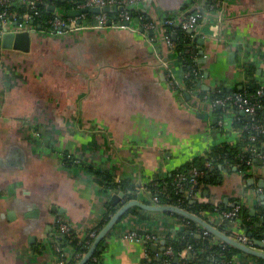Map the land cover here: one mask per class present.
I'll use <instances>...</instances> for the list:
<instances>
[{"label":"crops","instance_id":"1","mask_svg":"<svg viewBox=\"0 0 264 264\" xmlns=\"http://www.w3.org/2000/svg\"><path fill=\"white\" fill-rule=\"evenodd\" d=\"M144 5L139 9L158 23L157 41L140 31L137 17L128 27L61 35L34 25L27 51L5 48L0 39V264H59L53 245L59 222L81 237L96 226L104 202L121 190L105 192L85 165L133 186L131 196L109 202L116 210L131 198L148 200L150 182L170 176L211 146L240 138L233 120L249 119L236 110L216 114L202 95L240 90L251 80L264 86V0H222L213 11L206 0ZM189 13L200 15L195 28L185 30L199 75L195 87L185 89L184 70L176 50L165 43L160 19L172 16L179 26ZM12 28L13 22L7 30ZM170 73L181 88L170 84ZM66 154L77 164L66 165ZM206 181L191 201L210 202L218 210L202 218L238 236L243 228L224 213L242 206L258 231L264 221V164L242 172L224 160ZM130 209L144 218L121 216L104 237L100 264H144L146 243L123 238L127 230L164 236L185 228L171 213ZM195 224L198 237L203 229ZM247 237L251 244L260 240L252 230ZM162 246L151 243L155 255ZM231 264L260 262L240 251Z\"/></svg>","mask_w":264,"mask_h":264},{"label":"trees","instance_id":"2","mask_svg":"<svg viewBox=\"0 0 264 264\" xmlns=\"http://www.w3.org/2000/svg\"><path fill=\"white\" fill-rule=\"evenodd\" d=\"M211 3V0H206V7ZM53 4L57 10H62L66 12L67 10L74 7V2L70 0H42L40 4L36 7L39 11L38 16L33 17V24L39 25L41 29H48L49 18L52 17L55 11H47L46 5ZM1 10V7H0ZM15 12V20L20 22L22 20V13L26 9L22 7H13L11 8ZM129 15L131 18L138 17L141 14L139 10L134 8L128 9ZM118 10L112 12H106L108 20H117L118 19ZM92 13L86 12L87 16H90ZM64 16H67L64 13ZM166 33L169 36H172L175 33V38L172 39L174 45L173 48L178 54L179 63L184 70L183 77V87L185 89H191L195 87L197 79L195 78L192 69L196 68V64L193 61L189 51L188 43L190 40V35L187 32L180 28L178 25L166 26ZM152 35V31L149 32ZM259 87L253 80L249 81L248 85L245 88L240 90H226L221 89L220 91H214L208 96L210 98L214 97H223L229 93L235 92H245L250 96L251 102L257 103L254 119L243 120L238 115L233 120V127L241 128L240 138L233 144L227 142L219 143L211 146V148L201 156H195L186 163L180 165L174 169L170 176H166L160 180H153L147 185V190L156 194L159 198L161 204H173L179 207L185 208L188 211L197 214L200 217H203L206 212L218 210L210 202H203L194 200L191 201V195H195L204 185L207 175H214V172L217 169V164L222 163L224 160L229 161L230 163L237 166V169L246 172L251 169L253 166H261L264 164V155L261 152L264 149V133L252 127V124H261L264 127V96L257 94V88ZM225 108H214L216 114H221ZM235 112L239 110L235 109ZM250 136L254 137V140L250 139ZM251 148H256L259 156L252 152ZM65 164H77L72 162L69 158H65ZM250 161V162H247ZM210 162V166H207L205 163ZM85 170L91 173L94 177L95 182L103 188L105 192L121 190L125 193L133 190L132 185L128 183L127 180L113 181L111 176L105 172L93 168L92 166L85 165ZM191 168H195L198 171V175L194 176L195 182H191L190 179L193 177L192 173L189 172ZM184 174L186 178L180 182V186H177V175ZM212 177V176H211ZM131 196L130 193H128ZM105 213L101 220L94 227L97 231L102 228V226L108 221L110 216L115 212V208L110 206L109 202H105ZM133 214L141 218L144 216L137 212L136 210H128L124 215ZM123 215V216H124ZM179 219L184 220L185 228L176 232V233H167L165 235L163 249L161 250L162 256L157 255V258L169 260L174 263V261H182L185 264H231L232 257L235 253L240 252V250L229 246L223 242H214L213 236L211 234H203V230L200 233V237H195L197 232V225L182 217L178 214H172ZM122 216V217H123ZM121 217V218H122ZM236 217V218H235ZM235 221L240 224L243 228L244 234L247 236L250 230L261 239L264 238V221L261 227L257 232L254 231V226L252 222L247 218L245 207L239 206V211L237 216H235ZM59 226V224H58ZM57 226V229H58ZM81 237L76 234L74 231L68 236H60L57 233L53 241L55 254L60 258L64 259L65 264H76V262L81 258V256L87 251L88 246L93 241V237L89 236V232ZM229 235H234V233L226 232ZM235 236V235H234ZM249 240L252 241V237H249ZM104 238L99 242L96 249L94 250L92 256L84 264H100L101 251L103 248ZM190 245V247H188ZM146 256L143 260L144 264H153L156 262L155 252L151 249V244L146 243ZM167 247L171 248V254H165L164 251ZM71 248L73 251L70 256L66 255V250ZM57 249H59L57 251ZM186 249V257H179V253ZM260 264H264V260L258 258Z\"/></svg>","mask_w":264,"mask_h":264},{"label":"built area","instance_id":"3","mask_svg":"<svg viewBox=\"0 0 264 264\" xmlns=\"http://www.w3.org/2000/svg\"><path fill=\"white\" fill-rule=\"evenodd\" d=\"M42 0H0V36L4 32V29L8 28V24L13 22V28L10 29V31H18V30H34V24L33 17L39 15V11L36 9V7L40 4ZM73 1L74 7L71 9H82V8H88V7H94L97 6L100 9H102L104 6L108 5L110 11L114 12L118 10V19L115 20H108L106 16V12H103L102 10L99 13H92L90 16H87L86 13H81L76 16H64V12H61V10L55 9L53 15L51 18H49L48 23L49 27L48 29H42L44 32L51 34V35H61L66 34L70 32L75 31H81V30H94V29H103L107 26L114 25L117 27H128L131 23V16L129 15L128 9L134 8L138 9L141 14L138 15V23L140 27L143 29V31L149 33L152 31V35H150V38L152 41H157L158 35L155 31L157 28V21L154 20V18L149 15L148 11H143L139 9L140 3H145L147 5V0H70ZM222 0H211V3L208 5L207 10H215L220 7ZM49 5V4H48ZM47 6V5H46ZM13 7H22L26 9L24 13H22V20L20 22H17L15 20V12L11 10ZM122 7V10L120 9ZM146 9V8H144ZM91 13V12H90ZM200 15L197 13H189L186 17L182 18L178 21L179 26L183 30L188 29H194L195 26L198 24ZM125 22H128L129 24H124ZM177 21L172 16H165L162 19H160V24L162 26H171L175 24ZM8 31V30H7ZM150 34V33H149ZM165 43L172 48L174 43L169 37L168 34L164 35ZM194 76L196 78L199 75L198 68L192 69ZM169 80L170 84L172 86H175L177 88H181L178 84L177 80L174 78L173 74H169ZM257 94L260 96H264V86H259L257 88ZM202 100L204 102H207L210 107L213 109L216 106H221L225 108V110H244L247 114L250 115L249 119H254L255 109L257 106V103L251 102L250 96L246 94L245 92H235V93H229L224 95L223 97H214L210 98L207 95H202ZM252 127L259 130L260 132L264 133V127L261 124H252ZM242 131V129H241ZM251 140H254L253 136H250ZM252 152H255L257 156L261 155L258 152H256V148H251ZM66 158H69L72 160V162L77 163L78 161L75 158H72L70 154L65 155ZM250 162V161H247ZM207 166H210V162L205 163ZM192 173V178L190 179L191 182H195L194 176L198 175V171L195 168H191L190 171ZM186 176L184 174H178L177 175V186H180V182L184 180ZM148 193V200L150 203H156L161 204L159 202V198L156 194L152 193L151 191L147 190ZM239 211V206H235L231 210L224 213L226 218H234L237 216ZM72 230V227L64 222H59V226L57 229V233L64 237L68 236ZM97 230L95 228H92L89 232V236L95 237L97 234ZM203 234H209L206 230H203ZM122 237L125 239L130 240H136L144 243H160L162 240L164 242L165 235L161 236L157 233L153 232H142L136 229H130L125 232H123ZM237 239L244 243L251 244V241L245 234H240L236 236ZM264 244V238L261 239ZM91 244V243H90ZM164 244V243H163ZM90 246V245H89ZM88 246V248H89ZM190 247V245L188 246ZM59 249H57L58 251ZM165 254H171V248L167 247L164 251ZM157 255L155 256L156 262L153 264H185L182 261H174L172 263L169 258L161 259L157 258ZM159 256H162L159 255ZM179 257L184 258L186 257V249H183L179 253ZM58 263L59 264H65L64 259H60L58 256Z\"/></svg>","mask_w":264,"mask_h":264},{"label":"water","instance_id":"4","mask_svg":"<svg viewBox=\"0 0 264 264\" xmlns=\"http://www.w3.org/2000/svg\"><path fill=\"white\" fill-rule=\"evenodd\" d=\"M146 8V6H144ZM47 11H54L57 9L55 5L49 4L46 6ZM122 10V7H120ZM103 12H109V6L106 5L102 9H100L97 6L94 7H88V8H82V9H69L66 12L68 16H76L81 13L91 12V13H99L100 11ZM135 24L138 23V18H135L133 20ZM124 24L128 25V22H125ZM140 31H143L142 28H139ZM35 30H18V31H7V29H4V32L1 34V45L5 48H16L21 50H28L30 46V35L34 33ZM188 33L191 32L190 30L187 31ZM148 34V33H147ZM198 85L201 84L199 81L197 83ZM240 115L244 116L245 119H249L250 115L247 114L244 110L238 111ZM139 188L137 187L135 191H133V195L136 196L137 191ZM128 193V192H127ZM127 193L120 191L117 193H114L111 195V198L109 202L113 205H115L120 198H123ZM131 207H137L146 211L150 212H167V213H174L181 215L182 217L197 223L199 226L202 227L203 230H206L209 234L212 236L217 237L219 240H221L223 243L228 244L229 246H232L241 252H244L246 254L255 256L257 258H261L264 260V244L262 240H253V244H248L240 241L237 239L234 235H229L225 231H223L221 228L213 226L209 220H205L204 218L198 216L195 213H192L188 211L185 208L179 207L177 205L173 204H154L150 203L149 200H141L137 197L128 199L124 201L116 210L115 212L110 216L108 221L100 228V230L97 232L96 236L94 237L93 241L91 242L89 248L87 251L81 256V258L76 262V264H84L93 254L94 250L96 249L99 242L109 233V231L114 227V225L118 222V220L121 218V216ZM3 216V214H0ZM10 216V215H9ZM200 234H198V237ZM163 244V240L160 242ZM153 249L156 251L157 246L152 245ZM163 249V246H162ZM161 255V254H160Z\"/></svg>","mask_w":264,"mask_h":264}]
</instances>
